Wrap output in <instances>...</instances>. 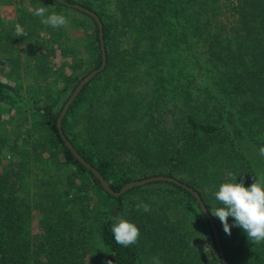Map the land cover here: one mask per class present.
Instances as JSON below:
<instances>
[{"label":"trees","instance_id":"obj_1","mask_svg":"<svg viewBox=\"0 0 264 264\" xmlns=\"http://www.w3.org/2000/svg\"><path fill=\"white\" fill-rule=\"evenodd\" d=\"M50 1L49 11L67 17L68 27L52 28L29 15L21 18L28 21L26 36L37 35L36 23L50 32L40 43L54 48L42 45L47 48L43 54L25 49L32 83L48 72L64 80L57 95L45 101L40 86L24 94L16 82L0 77V264H34V251L42 253L43 264H85L87 259L95 264H154V257L161 264H223L208 219L191 192L158 180L115 196L64 144L57 115L101 55L95 19ZM67 1L99 15L106 64L76 95L61 127L112 188L169 174L197 189L211 213L220 206L214 193L221 183L235 176L250 186L260 159L247 154L244 145L252 143L258 151L264 146V0H116L119 17H107L90 0ZM64 9L79 10L89 20ZM78 27H83L89 54L83 68ZM123 33L134 34V46L122 45ZM141 41L146 53L141 57H156L151 65L158 68L153 105L138 114L141 107L119 79L136 65ZM56 49L71 60L52 64L48 57ZM103 74L110 91L94 83ZM159 100L169 112L177 106L180 116L164 115L156 106ZM78 117L82 131L71 121ZM258 165L264 175V156ZM138 203L151 210H137ZM33 216L40 219L38 232L31 231ZM119 217L137 224L138 243H115L111 226ZM213 218L229 264H264V242H251L232 217L230 235ZM94 245L103 250L101 258Z\"/></svg>","mask_w":264,"mask_h":264},{"label":"rangeland","instance_id":"obj_2","mask_svg":"<svg viewBox=\"0 0 264 264\" xmlns=\"http://www.w3.org/2000/svg\"><path fill=\"white\" fill-rule=\"evenodd\" d=\"M92 5L96 8H101L107 17H119V11L117 9V3L116 0H90ZM52 4L50 0H0V77L3 78L6 81H13L16 82L22 89L23 93L26 94L28 91V88H35L38 89L40 86L41 92L40 97L45 101H52L53 98L57 95V87L61 86L63 84V79L55 72L53 73H46L44 75H47L43 77V80H35L34 83L31 82L30 77H32L33 70L29 69L28 65V56H27V50L36 53H46L47 48L55 47V45H51L50 43H47V41H44L43 43L46 45L42 46L44 44H41V40L45 39L48 35H50V32H46L43 27H41L39 24L36 23L37 27L39 28L37 35L35 33H32V36H15V26L19 24L23 30L26 28V23L28 21L24 18L22 20V16L29 15L31 18L37 19L35 15L30 13L28 11V8H37V7H46L49 11ZM53 10V9H52ZM52 10L49 11L47 14H51ZM64 11H71L77 18L83 19L85 21H88L89 18L86 14L79 10L74 9H64ZM55 12V11H54ZM40 18V17H39ZM41 19V18H40ZM25 31V30H24ZM76 36L80 37L81 44H82V53L79 54L82 60V68L85 67L87 58L89 56L88 52L84 48L85 43V34L83 27H78L77 32L75 33ZM28 39L37 40L36 42L27 43ZM134 34H128L123 33L121 36L122 45L123 46H134ZM143 41H141L138 45L139 48H137V55L135 56L136 65L126 73V75L129 76H123L124 79L118 77L119 83L123 86V91H128V96L130 100L138 104L141 108L137 111L138 114H140L143 110H145L146 105H153L151 104L153 101V91L155 88L154 84V75L157 73L158 67H153L151 65V62L155 61L157 58L154 59L151 57L149 59H145L146 57L142 58L141 56L143 54H146L143 51L142 45ZM26 45V49H25ZM30 45V46H29ZM28 46L31 48L29 49ZM48 55V54H47ZM52 60V64L58 63L60 60H67L69 62L71 60L70 57H62L59 53V50L56 49L54 54H50L49 57ZM160 66V65H159ZM54 67V66H53ZM53 67L48 68V70H53ZM69 68V67H68ZM67 68V69H68ZM41 76V75H40ZM116 74H113L112 79ZM117 79V78H116ZM108 78L106 75H102L98 77L97 80L94 81V83L98 86V88H103L104 85L106 86V90L110 91L108 88ZM102 91V90H101ZM66 94L65 92L60 93V99L62 96ZM66 100V99H65ZM195 103L198 104V100H195ZM156 106L158 109L163 108V114L166 116H169L168 118H178L180 116V110L178 107H174L172 112L167 111L168 105L165 104V106L162 104V102L159 100L158 103H156ZM197 107V106H196ZM61 109V108H60ZM162 111V110H160ZM173 115V116H172ZM81 117H78L76 119H71L74 125V129L78 131H82L81 126ZM5 127V126H4ZM8 127V125H7ZM169 127L171 126V123L169 124ZM175 128V127H174ZM6 133V131H5ZM257 146L252 143H247L244 145L245 151H247V154L253 155L256 158L260 159L257 161V165L255 167L256 174L259 171L262 175V170L259 167V161H261V156L259 155V151L256 148ZM8 151L6 148L3 150L4 157L7 158ZM258 175V174H257ZM30 185L32 184V180L29 179ZM33 189V188H32ZM20 193H23V190L19 191ZM40 219L39 216H33L31 220V231L32 232H38ZM200 245V244H199ZM94 251H97L100 255L99 258L103 255V250L99 249L98 245H94L93 247ZM33 263L34 264H43L44 263V257L42 253L39 251H34L32 255ZM96 260L93 259H87L85 264H95ZM101 263V262H100Z\"/></svg>","mask_w":264,"mask_h":264},{"label":"clouds","instance_id":"obj_3","mask_svg":"<svg viewBox=\"0 0 264 264\" xmlns=\"http://www.w3.org/2000/svg\"><path fill=\"white\" fill-rule=\"evenodd\" d=\"M33 15L40 17V22L52 28L68 27L69 20L63 14L48 13L46 7L28 8ZM15 36H26L23 28L15 26ZM259 155L264 156V146L259 148ZM250 186H246L237 177L221 183L214 193L219 202L218 207L211 210L223 225L226 234L230 235L233 225L229 223V217L234 219L236 226L247 233L248 239L254 244L264 242V175H256ZM136 209L148 212L150 205L138 203ZM111 233L115 243L123 247H129L138 243L140 229L136 223L124 217H119L111 226ZM154 264H161L159 257H154Z\"/></svg>","mask_w":264,"mask_h":264},{"label":"water","instance_id":"obj_4","mask_svg":"<svg viewBox=\"0 0 264 264\" xmlns=\"http://www.w3.org/2000/svg\"><path fill=\"white\" fill-rule=\"evenodd\" d=\"M58 2L67 4L69 6L75 7L91 17H93L96 21L97 27H98V37H99V47H100V55H101V61L97 67H94L91 69L89 72H87L83 77L80 78V80L77 82V84L74 86L72 89L71 93L68 95L66 100L64 101L58 115L56 118V127L58 129V132L64 142V144L69 148L70 152L73 154V156L80 161L86 168H88L94 176L99 180L100 184L102 187L109 193L118 196L128 190L129 188L136 186V185H143L145 183H148L150 181H158V180H165V181H170L174 182L185 189H187L189 192H191L195 198L197 199L200 208L204 212L205 216L208 219L209 225L211 227L213 237H214V243L218 252V255L222 261L223 264H229L225 254L224 250L222 248L219 232L217 229V226L215 224L214 218L211 215V213L208 211L204 201L202 200L199 192L197 189H195L193 186L181 181L180 179L169 175V174H164V173H158V174H153V175H148L146 177L138 178V179H131L127 182H125L118 190H115L112 188L108 180L101 174V172L87 159H85L82 154L75 148V146L72 144V142L68 139L66 134L63 132L61 124H62V118L64 114L66 113L69 105L72 103L76 95L79 93V91L82 89V87L90 80L92 79L96 73L101 71L105 64H106V49H105V43H104V38H103V31H102V21L99 17V15L91 8L79 3V2H71L67 0H56Z\"/></svg>","mask_w":264,"mask_h":264}]
</instances>
